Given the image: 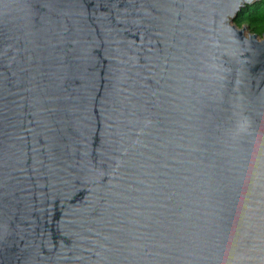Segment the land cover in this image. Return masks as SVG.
Returning <instances> with one entry per match:
<instances>
[{"label":"water","instance_id":"obj_1","mask_svg":"<svg viewBox=\"0 0 264 264\" xmlns=\"http://www.w3.org/2000/svg\"><path fill=\"white\" fill-rule=\"evenodd\" d=\"M262 0H0V264H264Z\"/></svg>","mask_w":264,"mask_h":264},{"label":"trees","instance_id":"obj_2","mask_svg":"<svg viewBox=\"0 0 264 264\" xmlns=\"http://www.w3.org/2000/svg\"><path fill=\"white\" fill-rule=\"evenodd\" d=\"M238 27H248L252 34L264 35V0L247 6L234 22Z\"/></svg>","mask_w":264,"mask_h":264},{"label":"rangeland","instance_id":"obj_3","mask_svg":"<svg viewBox=\"0 0 264 264\" xmlns=\"http://www.w3.org/2000/svg\"><path fill=\"white\" fill-rule=\"evenodd\" d=\"M235 24V23H234ZM240 28V27H239ZM243 28V27H242ZM241 29V28H240ZM251 33V31L248 29L246 32V35L249 36ZM263 36H259V39L262 40Z\"/></svg>","mask_w":264,"mask_h":264}]
</instances>
